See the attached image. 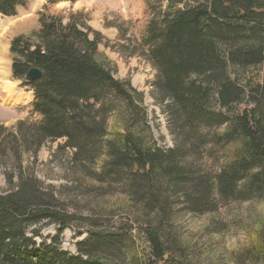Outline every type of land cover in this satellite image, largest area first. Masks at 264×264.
Instances as JSON below:
<instances>
[{
	"label": "trees",
	"instance_id": "trees-1",
	"mask_svg": "<svg viewBox=\"0 0 264 264\" xmlns=\"http://www.w3.org/2000/svg\"><path fill=\"white\" fill-rule=\"evenodd\" d=\"M24 5L0 0V15L14 16ZM146 6L150 18L131 54L156 70L155 99L165 103L170 149L157 146L143 93L114 77L113 64L98 50L102 36L80 13L64 21L41 12L37 31L11 41V79L32 90L33 100L28 118L0 123L6 184L0 264H192L188 245L173 230V206L200 214L248 200L261 202L263 219L239 253L264 264V0H159L156 8L146 0ZM31 68L39 79L27 78ZM57 139L72 150V166L122 194L123 210L138 208L135 227L68 211L23 164L25 155L35 159ZM205 148L218 155L212 176L195 167ZM42 224L58 227L47 246L36 245V232L28 236ZM67 226L88 232L75 255L58 248Z\"/></svg>",
	"mask_w": 264,
	"mask_h": 264
},
{
	"label": "rangeland",
	"instance_id": "rangeland-1",
	"mask_svg": "<svg viewBox=\"0 0 264 264\" xmlns=\"http://www.w3.org/2000/svg\"><path fill=\"white\" fill-rule=\"evenodd\" d=\"M150 3L155 8L159 7V0H150ZM45 11L64 16V21H67L69 14L80 13L86 25L100 33L103 40L98 45V50L113 64L114 77L118 80H129L136 91L143 93V106L157 146L162 149L172 148L165 103H158L155 99L156 70L143 56L131 54L133 46L141 40L150 18L146 0H58L54 3L48 0H25V5L18 7L14 16L0 15V68L4 64L7 65V69L8 64L10 66L11 41L17 36H30L37 31L39 14ZM120 46L127 49L120 50ZM6 77L0 79V95L4 96V99L7 92H4L2 87L10 81V78L7 81ZM10 82L15 86L13 90L15 96L28 95L29 88L17 81ZM28 104L19 105L14 102L6 104L4 100H0V123L9 127L16 122L15 119L28 118L30 114ZM33 119L36 120V117ZM110 125L111 122L108 129ZM63 144L62 139L47 141L35 159L25 155L23 164L32 170L34 176L44 186L56 191L59 200L69 207L68 211L71 212L72 207L83 217L100 214V217L107 218L109 223L122 222L131 228L135 227L136 221L140 218L138 208L131 211L123 210L120 206L122 194L108 189L109 186L94 182L82 170L72 166V150L63 148ZM194 163L200 173L212 176L219 164L218 155L215 150L205 148L201 156L194 159ZM90 169L95 167L91 166ZM3 171L0 167L1 192L6 189ZM173 207V230L177 237L188 245L192 264H256L243 258L239 252L245 236L254 231L263 219L259 200L220 204L212 211L200 214L183 210L181 204ZM57 230L58 227L55 225L42 224L31 228L28 236L32 235V231L36 232L34 236L36 245L47 246L52 243ZM87 233L85 227H65L59 237L58 248L69 255H75L76 245L86 238ZM142 241L140 238L137 239L138 249L145 247ZM40 249L36 247L35 251L39 252Z\"/></svg>",
	"mask_w": 264,
	"mask_h": 264
},
{
	"label": "bare ground",
	"instance_id": "bare-ground-1",
	"mask_svg": "<svg viewBox=\"0 0 264 264\" xmlns=\"http://www.w3.org/2000/svg\"><path fill=\"white\" fill-rule=\"evenodd\" d=\"M2 65V64H1ZM5 65V64H4ZM2 65L0 68V79L3 80L5 78V76L8 75L9 72V67L7 69V65ZM4 92H7V96L5 98V103L8 104V102H14V103H25L27 102L30 97L28 95H24V96H15L13 93V90L15 89V86L13 83L8 82L6 83L3 87H2Z\"/></svg>",
	"mask_w": 264,
	"mask_h": 264
},
{
	"label": "water",
	"instance_id": "water-1",
	"mask_svg": "<svg viewBox=\"0 0 264 264\" xmlns=\"http://www.w3.org/2000/svg\"><path fill=\"white\" fill-rule=\"evenodd\" d=\"M40 77H41V72L38 69L31 68L27 72V78L30 81H35V80L39 79Z\"/></svg>",
	"mask_w": 264,
	"mask_h": 264
},
{
	"label": "crops",
	"instance_id": "crops-1",
	"mask_svg": "<svg viewBox=\"0 0 264 264\" xmlns=\"http://www.w3.org/2000/svg\"><path fill=\"white\" fill-rule=\"evenodd\" d=\"M8 67H9V70H10V66H9V64H8ZM9 76H10V71L8 72V75H7V81H8V78H9ZM18 93V92H17ZM28 96L30 97V99L27 101V102H25V103H23V102H21L22 104H27V103H30L31 102V100L33 99V93L31 92V91H28ZM20 96H22V95H20ZM21 103H17V104H21ZM20 120V119H19ZM14 121H18V119H15Z\"/></svg>",
	"mask_w": 264,
	"mask_h": 264
}]
</instances>
